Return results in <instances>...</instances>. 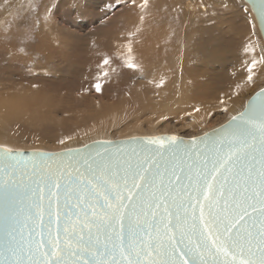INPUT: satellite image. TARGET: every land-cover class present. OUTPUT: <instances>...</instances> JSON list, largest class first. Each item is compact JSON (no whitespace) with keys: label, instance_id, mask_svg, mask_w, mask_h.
Returning a JSON list of instances; mask_svg holds the SVG:
<instances>
[{"label":"snow or ice","instance_id":"snow-or-ice-1","mask_svg":"<svg viewBox=\"0 0 264 264\" xmlns=\"http://www.w3.org/2000/svg\"><path fill=\"white\" fill-rule=\"evenodd\" d=\"M252 8L264 32V0ZM134 143L30 159L0 147V264H264V87L211 137Z\"/></svg>","mask_w":264,"mask_h":264},{"label":"rangeland","instance_id":"rangeland-1","mask_svg":"<svg viewBox=\"0 0 264 264\" xmlns=\"http://www.w3.org/2000/svg\"><path fill=\"white\" fill-rule=\"evenodd\" d=\"M152 1L156 2V6L163 0ZM237 2L238 7L236 2L212 5L205 17L194 22L197 39L190 44L196 47L202 43L205 49L203 52L207 55L213 53L220 37L234 41L236 30L238 32L236 40L240 47L238 42H231L230 48L236 51L229 47L225 49L228 56L236 52L237 68L232 58L224 61L226 63L222 67V64L208 56L211 68L217 70L215 72L211 69L210 79L219 81L220 78L236 76L239 70L245 71L248 77V68L254 59L257 64L253 69V77L264 72V63H260L254 54L256 48L264 53L258 41L259 35L247 30L250 38L246 39V33L240 29H247L250 14L243 11L246 8L244 0ZM163 3L157 5L159 10L163 5V13L157 9L156 14L153 12L150 17L158 13V17L162 15L161 21L166 20L164 23L170 24L167 35H171V29H188L182 16V5L172 12L174 3L171 1V6ZM125 5L129 11V0H0V94L25 92L33 95L40 92L37 95H42L35 99L34 105L23 107L15 103L12 109L19 113L18 116H0V146L11 149H41L36 148L39 145L60 147L50 151L69 148L62 147L66 142L61 144L60 141H66L90 125L95 120L96 111L103 110L109 103L120 102L123 94L133 85L135 72L140 73V78L144 80L143 71L149 68L150 63L138 64L135 70L129 69L127 60L118 56L129 49L125 44L129 38L122 37L130 34L128 30H131L126 29L127 23L123 18V13L127 12ZM154 40L151 29L142 35V43L132 47V50L153 43ZM47 45L60 48V55H52L48 50L44 52L43 48H47ZM12 47L17 49L19 55ZM203 52L199 51L195 59H201ZM14 53L16 57H13ZM246 57L249 58V65L239 67ZM104 59H108L107 65L103 63ZM217 73L222 75L218 76L219 79L216 78ZM97 83L101 85L99 92L95 88ZM255 90L258 89L249 86L247 97ZM147 96L154 99L156 94L149 93ZM46 101L48 106L44 105ZM182 133L198 135L199 132L184 129Z\"/></svg>","mask_w":264,"mask_h":264},{"label":"bare ground","instance_id":"bare-ground-1","mask_svg":"<svg viewBox=\"0 0 264 264\" xmlns=\"http://www.w3.org/2000/svg\"><path fill=\"white\" fill-rule=\"evenodd\" d=\"M171 1L174 3L171 7L173 11L170 10L172 12L182 5V16L184 17V21L187 22L188 28L180 31L171 29V35H167L170 24L164 23L166 20L161 21L162 15H160L161 17L157 16L159 13L155 15L159 10L157 5L163 2L165 4L166 0H163L162 3L156 6V2L153 3L152 0H148L146 6H144L143 0H134V2L133 0H129V11L126 9L128 4L125 5V12L126 10L127 12L123 13L124 17L123 15L122 17L126 20V29H131L128 30L130 34L122 36L127 37V39L129 38V41L125 43L127 47L132 48L141 44L142 35L151 29L155 40L153 43L132 50L136 54L125 51L123 55L118 56H120L119 58L123 56L127 60V63L132 62L136 65L150 63L151 65L143 71L144 80L140 78V73L135 72L133 85L123 94L121 101L109 103L103 110L96 111L95 120L90 125L77 131L74 136L68 138L62 147L70 148L72 146L84 145L93 139H118L132 136H151L162 133H172L185 137L202 135L223 124L244 108L249 99L247 97L249 86L256 89L264 86V72L257 74L253 77V81L249 82L245 76V71L241 72L240 70L236 76L219 79L218 76L221 75V69L220 73L216 74V78L219 81L210 79L214 68H211L208 56L213 58L216 63L222 64V67L232 58L231 60L236 61L237 68L238 59L236 52L228 56L225 51L226 47L230 48L233 42L234 44L238 42L236 40L237 30L234 41L220 37L217 46L214 47L215 50L213 53H209V55L203 52L205 49L202 43H199L196 47H192L190 44L194 39H197V30L194 27V22L197 19L205 17L211 6L218 3L230 4L236 2V7H238L239 3L237 0H190L188 2L184 0H170L168 2L170 6L172 4ZM244 2L247 11L242 9L244 12H249L250 22L247 29L240 30L246 33L247 40L250 38L248 31H255V34L259 35L258 41L261 47L264 48V39L260 36L261 32L252 8L245 0ZM153 5L155 6L154 8ZM162 6L161 8L159 7L160 10ZM9 12L11 14V11ZM122 12H124V9ZM153 12L155 13L153 14L154 16L150 17V14ZM172 12L171 14L174 15ZM253 24L256 25V28H253ZM166 26L168 27L165 28ZM159 27L165 29H158ZM12 48L19 55L17 49L15 47ZM235 49L237 48L235 47ZM4 50L6 51L5 48ZM47 50L52 55H60L61 49L57 46L47 45V48H43V51ZM231 50L236 51L234 49ZM199 51L203 52V55L201 59H195ZM15 53L14 55L12 54L13 57H16ZM254 54L258 56L259 61L264 57V53L257 48L254 50ZM156 57L158 60H156ZM248 62L249 58H243L239 67L248 66ZM223 74L226 75V73ZM161 81H163L162 85ZM157 85L161 86L157 87ZM39 93L35 92L33 95L25 92L10 93L8 95L0 94V116L5 118L18 116L19 113L12 109L15 103L23 107L34 105L35 99L42 96L41 94L37 95ZM149 93L156 94L154 99H150L147 96ZM242 96H246V98H241ZM44 105L48 106V102L46 101ZM184 129L195 130V132L199 133L198 135H185L182 133ZM36 148L46 149L47 151L60 149V147H49L47 145H39Z\"/></svg>","mask_w":264,"mask_h":264},{"label":"water","instance_id":"water-1","mask_svg":"<svg viewBox=\"0 0 264 264\" xmlns=\"http://www.w3.org/2000/svg\"><path fill=\"white\" fill-rule=\"evenodd\" d=\"M245 1L247 3H249V5L252 8V0H245ZM252 11L256 17V12L253 8H252ZM256 21L258 23L257 19H256ZM258 27H259V24H258ZM260 32H261V35L264 39V32H262L261 30H260ZM259 90L260 89H258L256 92H258ZM256 92H254L252 95H254ZM236 114H234V115H236ZM230 118L226 122H224L223 124L219 125L218 127L207 131L206 133L209 134V137H211L214 130L218 131L222 125L226 126L228 121L230 120ZM204 135H205V133L202 135L195 136V137L201 138V137H204ZM172 136L177 137L179 140H182L185 143H191L192 138H193V137H185L182 135H175L172 133H162V134L151 135V136H132V137L118 138V139H96V140H93V141L88 142V143L81 145V146L70 147V148L59 150V151H47V150H42V149H13V150L16 152H19V153H23V157L26 159L32 158L34 154H56V153H59L61 155L66 156L67 153L75 152V151H79L81 154L86 155L89 152L92 154H95L96 151H104V148H108V150L110 152H115V151H117V149L131 151L132 148H138V145L136 143H134L135 141H145V138L172 137ZM108 142H111V143L109 144ZM0 147H5V146H0ZM45 203H46V201H45ZM47 219H48V217L45 216V223H47Z\"/></svg>","mask_w":264,"mask_h":264}]
</instances>
